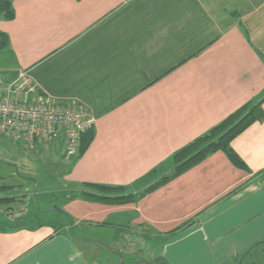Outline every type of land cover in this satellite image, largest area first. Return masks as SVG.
<instances>
[{
  "label": "crops",
  "instance_id": "obj_1",
  "mask_svg": "<svg viewBox=\"0 0 264 264\" xmlns=\"http://www.w3.org/2000/svg\"><path fill=\"white\" fill-rule=\"evenodd\" d=\"M13 4L15 17L0 19L8 69L82 102L95 120V138L66 174L62 197L83 182L133 183L264 92V0L236 18L203 0ZM232 146L251 172L217 151L138 202L61 197V223L0 228V264H95L109 249L85 234L90 228L115 229L111 250L120 254L135 238L157 239L163 261L136 264H227L241 254L238 264H246L252 249L264 253V120Z\"/></svg>",
  "mask_w": 264,
  "mask_h": 264
},
{
  "label": "rangeland",
  "instance_id": "obj_2",
  "mask_svg": "<svg viewBox=\"0 0 264 264\" xmlns=\"http://www.w3.org/2000/svg\"><path fill=\"white\" fill-rule=\"evenodd\" d=\"M203 1L218 16L236 18L233 15L234 12L240 15L261 0ZM6 56L0 52V82L2 81L0 89L7 86H3V84L17 77L14 76L12 68L8 69L12 67L13 63ZM60 138L36 143L34 146H26L23 143L13 142L0 136V183L7 182L16 185L17 187L11 192V195L18 198L10 206L0 205V226L9 225L14 222L13 219L19 220L20 217L23 223L32 226L49 221L58 224L67 217L57 208V205L61 207L58 200L62 197V189L66 187L67 183H65L64 178L70 170L73 160L65 156V138L64 140ZM63 192L65 196L68 193L66 190ZM6 194L2 193V195ZM24 194L27 196L24 197ZM186 222L193 223V219ZM85 232L89 237L102 241L105 247L109 249L106 253L104 252V257L96 256L93 258L95 264H122L123 262L124 264H136L143 261H150V263L163 261V254L159 256L154 254V249L156 248L157 251L159 247L157 239L149 241L134 237L136 244L132 245V249L129 252L126 249H121L122 254L119 252L117 254L116 250H111L115 249L113 240V236L116 235L115 229H107L109 233H104L100 229L90 228ZM149 246L150 252L148 251ZM243 258L244 256L241 254L238 257H233L227 264H238ZM246 262V264H264V253H258L256 249H252Z\"/></svg>",
  "mask_w": 264,
  "mask_h": 264
},
{
  "label": "trees",
  "instance_id": "obj_3",
  "mask_svg": "<svg viewBox=\"0 0 264 264\" xmlns=\"http://www.w3.org/2000/svg\"><path fill=\"white\" fill-rule=\"evenodd\" d=\"M236 14V12H234ZM16 15L13 0H0V19H13ZM248 37V34H247ZM10 48V39L6 32L0 30V52L7 55ZM9 53V52H8ZM264 92L256 98L246 102L234 112L230 113L220 123L212 126L202 135L196 137L180 149L174 151L167 159L158 164L147 174L129 185H114L94 182H83L79 186L70 189L64 201L75 198H82L94 202L109 204H124L138 202L147 194L152 193L159 187L167 184L194 166L198 165L211 154L223 151L228 159L237 168L251 172V169L244 159L232 146V141L247 127L256 121L264 120ZM96 135L95 126L88 128L81 137V144L73 160L70 170L77 160L86 152ZM17 186L7 183H0V205L10 206L18 200L17 196L11 195ZM2 193H7L2 195ZM27 196L24 194V197ZM58 206V205H57ZM6 226H0L6 231H13L28 226L23 220H15ZM192 222L169 231L166 235L174 236ZM30 226V225H29ZM33 227V226H31Z\"/></svg>",
  "mask_w": 264,
  "mask_h": 264
},
{
  "label": "built area",
  "instance_id": "obj_4",
  "mask_svg": "<svg viewBox=\"0 0 264 264\" xmlns=\"http://www.w3.org/2000/svg\"><path fill=\"white\" fill-rule=\"evenodd\" d=\"M3 86L5 88L0 89V136L34 146L64 135L65 156L71 158L77 154L82 134L94 126L95 121L85 104L46 93L26 71H20L14 80Z\"/></svg>",
  "mask_w": 264,
  "mask_h": 264
}]
</instances>
